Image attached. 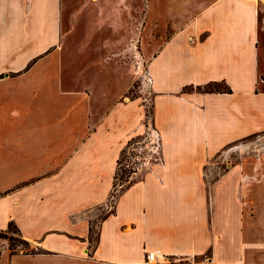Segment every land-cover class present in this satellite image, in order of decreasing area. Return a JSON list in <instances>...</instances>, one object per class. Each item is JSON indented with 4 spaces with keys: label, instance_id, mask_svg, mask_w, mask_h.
Wrapping results in <instances>:
<instances>
[{
    "label": "crops",
    "instance_id": "crops-1",
    "mask_svg": "<svg viewBox=\"0 0 264 264\" xmlns=\"http://www.w3.org/2000/svg\"><path fill=\"white\" fill-rule=\"evenodd\" d=\"M61 3L0 0V232L13 224L37 248L12 253L0 238V264H146L147 252L264 264V185L249 220L238 195L246 166L209 182L211 196L206 173L214 156L264 133L259 0H149L143 58L164 165L105 218L133 131L96 121L92 97L65 87Z\"/></svg>",
    "mask_w": 264,
    "mask_h": 264
},
{
    "label": "rangeland",
    "instance_id": "rangeland-1",
    "mask_svg": "<svg viewBox=\"0 0 264 264\" xmlns=\"http://www.w3.org/2000/svg\"><path fill=\"white\" fill-rule=\"evenodd\" d=\"M259 2V90L264 92V0ZM148 6L149 0H62L61 3L59 52L65 87L84 90L92 97L96 121L112 116L116 118L115 125L133 131L122 145L116 180L104 204L103 218L114 211L124 190L142 181L160 165L156 160L159 156L153 154L158 143V130L153 121V84L150 85L145 78L146 72L143 75V70L137 68L138 53L144 57L146 46L144 27ZM143 60L146 71H149L148 60ZM206 89L220 91L224 87L217 85ZM159 135L164 159V141ZM240 164H244L247 171L243 173L245 184L238 195L246 217L254 220L255 191L260 189L258 184L264 185V133L246 138L212 158L206 168L207 194L211 196L214 189L209 182L213 184L221 173ZM98 226L97 217L93 224L96 232ZM93 238L95 242L96 235ZM3 239L12 253L37 251L14 227L8 228ZM193 264L210 262L197 258Z\"/></svg>",
    "mask_w": 264,
    "mask_h": 264
},
{
    "label": "built area",
    "instance_id": "built-area-1",
    "mask_svg": "<svg viewBox=\"0 0 264 264\" xmlns=\"http://www.w3.org/2000/svg\"><path fill=\"white\" fill-rule=\"evenodd\" d=\"M138 54L139 56H138L137 68L139 69V71L143 70V75H145V72H146L145 78L148 79V82L151 85L153 83L152 77L150 76L149 71H146L147 69L145 68L144 62H143L144 58L140 56V53ZM156 139H158V143L153 148L154 149L153 154H156V156H159V158L156 159L159 162L158 164L164 165V159L162 158L163 143H159V140H161V137L158 132H157ZM165 258L166 256L162 255L160 252H147L145 262L146 264H185L182 259H178V261L175 260V262L171 263V262H167Z\"/></svg>",
    "mask_w": 264,
    "mask_h": 264
},
{
    "label": "trees",
    "instance_id": "trees-1",
    "mask_svg": "<svg viewBox=\"0 0 264 264\" xmlns=\"http://www.w3.org/2000/svg\"><path fill=\"white\" fill-rule=\"evenodd\" d=\"M10 227H14L15 229H17V227L15 226V225H13V224H11L10 226H9V228ZM18 230V229H17ZM19 231V230H18ZM5 235V232H0V238H3V236ZM36 251H33L32 253H35Z\"/></svg>",
    "mask_w": 264,
    "mask_h": 264
}]
</instances>
